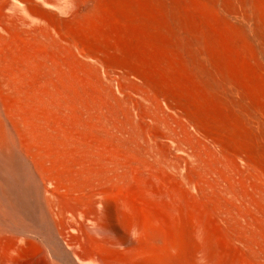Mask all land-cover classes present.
<instances>
[{"label":"bare ground","instance_id":"1","mask_svg":"<svg viewBox=\"0 0 264 264\" xmlns=\"http://www.w3.org/2000/svg\"><path fill=\"white\" fill-rule=\"evenodd\" d=\"M200 4L218 11L232 34L210 37L182 9L170 15L158 0H71L69 8L47 0H0V264H248L249 255L260 264L263 256L247 242V214L234 209L241 197L264 198L258 159L242 172L251 191L239 189L216 178L220 158L186 123L176 120L181 131L151 133L130 115L120 120L107 112L109 105L120 109L98 65V49L109 48L100 27L110 10L134 26L146 53H157L178 74L185 68L180 26L186 23L216 68L210 83L232 96L220 101L243 118L240 125L234 116L215 115L218 126L251 145L257 141L251 128L264 136V101L250 70L258 52L264 57V0L255 23L246 0ZM109 49L117 61L119 44ZM165 53L174 59L165 60ZM128 57L161 68L130 49ZM161 80L204 112L214 111L209 86L188 90ZM144 92L156 120L174 122L163 106L170 109L171 102L149 86ZM232 241L237 257L229 251Z\"/></svg>","mask_w":264,"mask_h":264},{"label":"rangeland","instance_id":"2","mask_svg":"<svg viewBox=\"0 0 264 264\" xmlns=\"http://www.w3.org/2000/svg\"><path fill=\"white\" fill-rule=\"evenodd\" d=\"M47 1L62 8L71 6V0ZM258 1L246 0L252 23H255L254 11L258 7ZM158 2L165 4L170 11V15L174 12H181L182 9L185 18L189 16L210 37L216 38L223 32L232 34L233 27L219 12L201 6L200 0H158ZM104 14L107 18L102 27H100L104 33V41L109 48L115 43H118L120 48L115 53L117 61L110 58L108 51L111 50L109 48L103 47V51L97 48L102 62L98 65L102 76H104L105 84L114 91L119 100L117 106L119 105L120 109H114L113 107L116 105H109L107 106V112L109 114L117 113L116 117L120 120L130 115L144 131L151 133L172 130L181 131L182 127L177 121L181 125L186 123L188 129L196 136L198 143L203 148L216 152L218 158H220L215 163L216 178L224 182L233 183L239 189L248 187L249 191H251L252 184L245 181L242 172L247 169V164L251 160L258 159L264 166V136L257 130L249 128L251 133L249 135L257 140L251 145L248 142L235 140L218 126V121L221 120L215 115L221 116L223 119L234 116L239 124L243 121V118L233 107L220 101L221 97L232 100V96L230 93H225L220 86H212L210 83L211 76L216 75V68L213 67L212 59L208 52L195 40L192 34L193 30L186 23L180 26L181 58L184 61L185 68L181 74H178L173 69H167L168 67L160 62L161 58L157 53H146L142 46L143 44L136 37L134 26L116 20L115 11L106 10ZM204 14L216 20L218 25L204 19ZM70 26L75 40L83 39L78 22L73 21ZM260 39H264V32L260 33ZM235 46L241 49V41L236 40ZM129 49L132 53L134 52V54L147 60L150 66L157 65L161 68L155 71L151 67L138 65V63L128 57ZM171 57L173 58L172 54L165 53L164 59L169 61ZM250 68L251 82L256 86L264 101V57L261 53L258 52V61H253L250 64ZM126 70L130 71L131 74L124 77L123 72ZM154 72L157 74L156 76ZM162 77H168L182 83L188 90L194 88L197 84L209 86L210 89L206 92V95L213 104L214 111L204 112L187 94L162 85ZM147 86H149L151 93L154 95L162 93L164 98L171 102L172 108L167 109L169 105L165 103H163V106L174 122L163 124L156 120L153 101L144 92ZM234 209L235 211H240L241 209L247 214V242L258 249L260 256L264 257V198H258L255 195H248L245 198L241 197L235 202ZM220 236L223 240L224 237L221 231ZM230 243L232 244L229 247L231 256H239L236 247L233 246L235 245L234 242ZM251 256L249 255L248 264H257L253 256ZM263 257H261L260 264H264Z\"/></svg>","mask_w":264,"mask_h":264}]
</instances>
